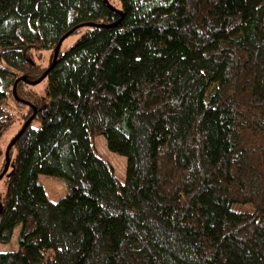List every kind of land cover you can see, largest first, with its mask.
Here are the masks:
<instances>
[{"label":"trees","instance_id":"16d2710c","mask_svg":"<svg viewBox=\"0 0 264 264\" xmlns=\"http://www.w3.org/2000/svg\"><path fill=\"white\" fill-rule=\"evenodd\" d=\"M84 24L46 105L17 84L38 114L10 153L0 264H264V0H0V140L13 104L33 115L17 80Z\"/></svg>","mask_w":264,"mask_h":264},{"label":"rangeland","instance_id":"374dc122","mask_svg":"<svg viewBox=\"0 0 264 264\" xmlns=\"http://www.w3.org/2000/svg\"><path fill=\"white\" fill-rule=\"evenodd\" d=\"M84 32L85 30H82L77 35L70 37L67 41H65L61 49L62 52L65 53L67 50H69L77 42V40L84 34ZM51 55H52L51 53L34 52L33 59L37 64L41 63L43 64V66L47 67L49 65V60ZM33 91L38 95L39 98H41V100L44 101L43 102L44 105H46L49 100V96L47 92V82L41 83L39 86L34 87ZM13 106L15 112L17 113L15 116L16 123L3 134V137L0 140V150L3 161L5 160V154L9 144L11 143L13 138L20 132V129H22V124H23L22 120L24 119V116L27 114V110L25 109L23 110L22 108H19L14 104ZM34 127L39 128L40 122L38 121L35 122ZM95 146L98 152L105 158V160L110 162L111 165L114 167L119 182L124 183L126 178V162H127L126 159L122 156L110 152L107 148L106 139L103 136H99L95 138ZM40 178L43 185H45L47 188V192H46L47 197L51 202L58 203L62 198L66 196L67 188L65 182L62 179L47 177V176H41ZM7 189H8L7 179H4L0 183V197L2 195L5 196ZM18 234H19L18 231H16L10 245L0 246L1 253L12 252L18 249V243H17Z\"/></svg>","mask_w":264,"mask_h":264},{"label":"water","instance_id":"95a60500","mask_svg":"<svg viewBox=\"0 0 264 264\" xmlns=\"http://www.w3.org/2000/svg\"><path fill=\"white\" fill-rule=\"evenodd\" d=\"M101 25H99L98 27H100ZM85 27H97V25L95 24H84V25H81L77 28H75L74 30H72L70 33H68L65 37H63L61 39V41L58 43L55 51H54V57H53V61H52V64L51 66L49 67V69L47 70V72L40 78L38 79L37 81H34V82H31V81H28L27 78L25 77H22L20 79L17 80V82L15 83L14 85V88H13V94H14V97L15 99L24 104V105H27L29 106L30 108L33 109V115L31 116V118L24 124V126L22 127L21 131L13 138V140L11 141V143L9 144L7 150H6V154H5V159H6V166H5V169L4 171L1 173L0 175V183L4 180V178L6 177V175L8 174L9 172V169H10V165H11V157H10V153H11V150L13 149V147L15 146L16 142L20 139V137L24 134V132L31 126V124L33 123V121L35 120V118L37 117V114H38V110L36 107H34L32 104H30L29 102H26L24 100H21L18 98L17 96V93H16V89H17V84L19 82H25L27 83L28 85L30 86H38L40 85L41 83H43L47 77H48V74L49 72L55 67V65L57 64V61H58V58H59V55H60V52H61V49H62V46L63 44L65 43V41L70 38L76 31L82 29V28H85ZM102 27V26H101ZM2 204L0 203V213L2 212Z\"/></svg>","mask_w":264,"mask_h":264},{"label":"crops","instance_id":"0c3cea01","mask_svg":"<svg viewBox=\"0 0 264 264\" xmlns=\"http://www.w3.org/2000/svg\"><path fill=\"white\" fill-rule=\"evenodd\" d=\"M42 183V182H41ZM42 185H43V183H42ZM51 186V185H50ZM49 186V187H50ZM43 187L45 188V191L47 192V188H46V186L45 185H43ZM47 194V193H46Z\"/></svg>","mask_w":264,"mask_h":264}]
</instances>
